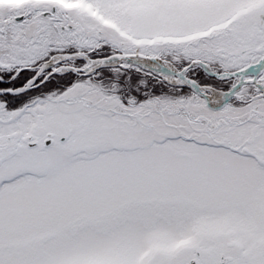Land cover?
<instances>
[{
    "label": "snow or ice",
    "instance_id": "1",
    "mask_svg": "<svg viewBox=\"0 0 264 264\" xmlns=\"http://www.w3.org/2000/svg\"><path fill=\"white\" fill-rule=\"evenodd\" d=\"M0 264H264V0H0Z\"/></svg>",
    "mask_w": 264,
    "mask_h": 264
}]
</instances>
